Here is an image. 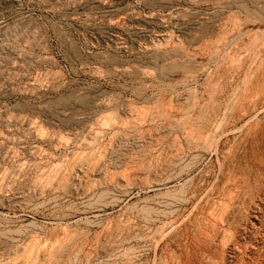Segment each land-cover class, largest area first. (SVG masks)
<instances>
[{
    "label": "rangeland",
    "instance_id": "1",
    "mask_svg": "<svg viewBox=\"0 0 264 264\" xmlns=\"http://www.w3.org/2000/svg\"><path fill=\"white\" fill-rule=\"evenodd\" d=\"M1 206L0 264H264V0H0Z\"/></svg>",
    "mask_w": 264,
    "mask_h": 264
},
{
    "label": "bare ground",
    "instance_id": "2",
    "mask_svg": "<svg viewBox=\"0 0 264 264\" xmlns=\"http://www.w3.org/2000/svg\"><path fill=\"white\" fill-rule=\"evenodd\" d=\"M163 185V184H162ZM160 186V185H159ZM156 187V186H155ZM4 209V206H1L0 207V211H3ZM12 213V212H11ZM10 213V214H11ZM19 214V213H18ZM31 215H32V218L34 219H37L39 217V212L38 211H33L31 212ZM20 216V215H19ZM23 216V215H22ZM15 217V216H14ZM17 217V215H16ZM20 218V217H18ZM68 218V217H67ZM66 219V218H65ZM61 220H64V219H61ZM68 220V219H66ZM25 221H28L27 219L25 220L24 219V222ZM68 227V226H67ZM255 227V226H254ZM62 228V227H61ZM66 228V227H65ZM64 228V229H65ZM34 230H31L32 232H28V233H24L22 234L24 237H28L27 240L29 241V244H28V248L26 249V252L30 254V256H33V255H36V258L39 259L40 255L50 249V248H56L58 245L62 244L61 243V238L60 239H54L52 237H48V236H44V237H41V238H38L39 236V232H37L36 228H33ZM62 228V230H64ZM66 231V230H65ZM63 233V232H62ZM65 236H67L69 233L68 232H65ZM17 235V234H16ZM21 236V234H18V236ZM61 236V235H60ZM63 236V235H62ZM70 236V235H69ZM59 237V236H58ZM57 237V238H58ZM63 238V237H62ZM68 237H66L67 239ZM37 245L40 246L38 249H37Z\"/></svg>",
    "mask_w": 264,
    "mask_h": 264
}]
</instances>
